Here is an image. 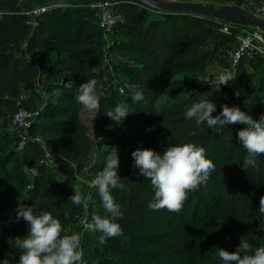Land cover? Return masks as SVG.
I'll list each match as a JSON object with an SVG mask.
<instances>
[{
    "label": "trees",
    "instance_id": "trees-1",
    "mask_svg": "<svg viewBox=\"0 0 264 264\" xmlns=\"http://www.w3.org/2000/svg\"><path fill=\"white\" fill-rule=\"evenodd\" d=\"M91 1L75 0L74 8L48 11L35 19V26L20 4L13 12L0 13V110L16 112V98L23 92L37 98L46 95L30 139L0 132V264H18L21 250L14 247L15 238L29 232L28 223L17 220L21 206L33 207L34 214L51 212L61 220V235L81 220L91 222L93 214L110 217L96 187L90 189L87 211L83 203H72V182L47 173L35 140L41 137L67 162L84 169L93 148L90 131L98 139L97 171L103 170L111 148L118 149L123 187L110 193L123 218L116 221L122 234L104 244L98 240L101 233L82 227L84 264H223L219 247L235 252L242 237L253 250L264 246V213L259 212L264 155L257 157L255 168L243 167L247 152L237 133L246 125L212 129L185 117L201 94L212 92L213 116L227 104L259 119L264 114V61L242 60L229 84L218 89V75L208 70L215 63L225 65L222 56L236 42V28L225 33L222 22L155 11L139 0H112L118 3L119 22L104 41L97 12L88 6ZM111 52L123 60L113 68L123 77L118 92H101L90 128L82 118L83 106L76 102V90L88 79L101 83L100 58L109 59ZM36 63L51 67L42 93L37 91ZM185 76L200 83L193 85ZM128 85H135L144 99L134 102ZM162 99L167 103L160 104ZM120 104L127 106L129 115L117 122L106 113ZM15 142H22L19 151ZM184 143L203 147L215 170L198 190L188 193L180 212L150 210L154 189L134 168L132 152L147 148L162 154L168 146ZM34 167L37 172L30 176L26 168Z\"/></svg>",
    "mask_w": 264,
    "mask_h": 264
},
{
    "label": "clouds",
    "instance_id": "clouds-1",
    "mask_svg": "<svg viewBox=\"0 0 264 264\" xmlns=\"http://www.w3.org/2000/svg\"><path fill=\"white\" fill-rule=\"evenodd\" d=\"M231 79L230 73L218 75L219 87L229 84ZM128 89L134 102L139 103L144 99L143 93L135 85H128ZM76 91L75 99L78 105L89 111L99 108L95 78L80 84ZM120 91L123 94L124 88ZM212 94H201L186 110L185 117L189 120L195 119L198 126L206 122L212 129L233 124L246 125L237 133L240 144L247 152L242 164L246 170L249 166L255 168L257 157L264 155V114H261L259 119H254L238 106L229 107L224 104L221 113L213 116L216 104L209 99ZM106 115L120 122L129 112L126 105L120 104L114 110L107 111ZM132 157L134 168H139V174L150 180L154 189V198L148 204L150 210L180 212L188 199V193L198 190L215 170L214 163L206 157V150L194 143L168 146L162 154L152 149H137L132 152ZM72 167L75 168V165ZM119 167L118 149L111 148L103 170L91 181L98 189L104 209L110 213V217L103 218L93 214L91 222L87 219L83 221L85 230L101 233L98 237L100 244L106 243L108 238L122 234L121 225L116 221L123 218V213L110 193V189L123 187L118 175ZM70 200L76 205L83 203L87 211V203L76 190ZM259 212L264 213V196L259 200ZM20 218L28 223L29 232L23 238H15L14 247L21 250L18 264H84L80 235H61L64 231L61 220L55 218L51 212L34 214L33 207L21 206L17 220ZM9 243H13L11 238ZM217 255L223 264H264V246L253 250L243 237L235 252L219 247Z\"/></svg>",
    "mask_w": 264,
    "mask_h": 264
},
{
    "label": "rangeland",
    "instance_id": "rangeland-1",
    "mask_svg": "<svg viewBox=\"0 0 264 264\" xmlns=\"http://www.w3.org/2000/svg\"><path fill=\"white\" fill-rule=\"evenodd\" d=\"M64 1L65 0H21L19 4L22 6L24 10L30 11L37 7L51 6L53 4H58ZM164 1L165 2H189L190 0H164ZM67 2H73V0H67ZM192 2H197V1L194 0ZM205 3L208 4V2H205ZM217 5H220V4H217ZM51 10H54V9H51ZM62 10H66V9H62ZM211 47L212 46H210L209 48ZM236 48H237V42H235L229 48V50L225 52L227 56L225 60V65L221 66V65H218L217 63H215L214 65H211L209 67L208 74L215 75L219 71L218 75H220V73L224 69L229 68L230 67V63H229L230 53ZM118 62H123V60L121 59L120 55H118L115 52H111L109 59L105 58L104 56L100 58V70L99 71H100L102 81L97 86L98 97L100 96V94H102L101 92H105L108 89H114L116 92H118L119 89L117 85H118L119 80L123 77V74L121 72L118 73L116 70L113 69L116 63ZM50 63L54 65L53 62H50ZM216 68H218L219 70ZM185 77L189 78L193 85L200 83L199 80L192 79L191 77H188V76H185ZM53 80L55 79H52V81ZM45 97L46 95L41 96V98H33V96L28 95L27 92H23L21 93L19 97L16 98L17 110L22 107L28 111H36L40 109L41 105L45 102ZM261 98L264 100V96H261ZM165 103H167L166 99H162L160 101V104H165ZM14 113L15 112L12 113L6 108H2L0 110V132H7L11 134L12 136L20 137L23 139V141L30 139L31 138L30 128H28L27 130H23V129L20 130V129H14L11 127V119ZM95 114H96V110L89 111L85 108H83L82 110V118L86 121V123L88 124L90 128H92L95 122ZM89 136L91 138L93 148H92V151L89 157L84 161V167H85L84 169L79 168L75 164H71L67 162L59 152H57L53 148L48 147V143L46 140L42 139L41 137H36L35 139L42 146H44L45 154H44V159L42 161V164L45 165L47 169V173L50 175H53L59 181L66 180V181L72 182L74 189L82 195L85 202L89 201L92 198L90 194V189H93L95 187L91 184V181L99 173V171L95 169V164L99 160L98 159L99 157L95 154V145L97 144L98 139L93 133V131L89 132ZM13 145H17V143L15 142ZM21 146H22V142H21ZM21 146L17 145L18 151L21 148ZM72 165H75V168H73ZM26 171L30 176H33L37 172L35 167L26 168ZM73 232H82V227H79L77 231L76 230L74 231L73 229Z\"/></svg>",
    "mask_w": 264,
    "mask_h": 264
},
{
    "label": "built area",
    "instance_id": "built-area-1",
    "mask_svg": "<svg viewBox=\"0 0 264 264\" xmlns=\"http://www.w3.org/2000/svg\"><path fill=\"white\" fill-rule=\"evenodd\" d=\"M164 1V0H163ZM194 1V0H191ZM197 2H208L214 4H225V5H237L245 8L246 10L252 12L256 16L264 19V0H195ZM73 2H60L58 4H53L51 6H41L34 8L30 11H26L25 15L30 16L32 18L31 24L32 26L36 25L35 19L48 12L51 9H70L76 7ZM89 8L95 10L99 19V28L103 35V40L107 41L108 37L112 33L113 29L119 22V15L117 6L118 3L112 0H92L88 5ZM231 25L225 24L223 27V32L229 33ZM234 28V27H233ZM239 31V35L236 39L237 48L230 53V67L224 69L222 73H230L233 77L236 74L237 67L240 62L246 58H261L264 60V34L258 30L249 27H240L236 28ZM35 68L37 69V91L38 93H42L44 91V81L49 75L50 65L36 63ZM230 81V80H229ZM215 85L218 89L223 88L225 85H221L219 87L217 79L215 80ZM40 115L39 109L36 111H28L25 108H19L11 119V127L14 129L27 130L32 126V124L37 120ZM41 145V144H40ZM49 148H52L49 146ZM41 149L45 154L44 146L41 145ZM84 220H81V227L84 226ZM83 225V226H82ZM80 249L83 252L82 244L80 242Z\"/></svg>",
    "mask_w": 264,
    "mask_h": 264
},
{
    "label": "water",
    "instance_id": "water-1",
    "mask_svg": "<svg viewBox=\"0 0 264 264\" xmlns=\"http://www.w3.org/2000/svg\"><path fill=\"white\" fill-rule=\"evenodd\" d=\"M21 0H0V13L13 12ZM152 10L169 14L190 15L229 24L234 28L249 27L264 34V19L237 5H217L202 2H165L163 0H139Z\"/></svg>",
    "mask_w": 264,
    "mask_h": 264
},
{
    "label": "crops",
    "instance_id": "crops-1",
    "mask_svg": "<svg viewBox=\"0 0 264 264\" xmlns=\"http://www.w3.org/2000/svg\"><path fill=\"white\" fill-rule=\"evenodd\" d=\"M191 1V0H190ZM189 1V2H190ZM192 2V1H191ZM222 57H224V59L227 57L226 55L224 56H222ZM261 59V58H260ZM263 60V59H262ZM229 61H230V57H229ZM264 61V60H263ZM218 65H220V64H218ZM218 67H220V66H218ZM222 68V67H221ZM220 68V69H221ZM253 68L254 67H251V66H248V70H253ZM216 69H218V68H216ZM219 70V69H218ZM222 70V69H221ZM219 72V71H218ZM218 72L216 73L217 75H218ZM215 74V75H216ZM33 98H37V96H34ZM79 227H81V223L80 222H78L77 223V225H75V226H73V227H71V228H69L68 229V232H67V235H71V234H79L80 232H73V229H74V231L76 230L77 231V229L79 228Z\"/></svg>",
    "mask_w": 264,
    "mask_h": 264
}]
</instances>
